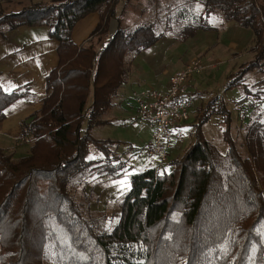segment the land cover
Returning <instances> with one entry per match:
<instances>
[{
  "label": "trees",
  "instance_id": "16d2710c",
  "mask_svg": "<svg viewBox=\"0 0 264 264\" xmlns=\"http://www.w3.org/2000/svg\"><path fill=\"white\" fill-rule=\"evenodd\" d=\"M201 1L203 11L189 15L179 40L213 29L220 12L254 33L248 51L255 57L227 76L226 90L244 84L248 72L263 73L264 0ZM2 11V34L21 25L47 26L59 41V62L46 76L41 107L21 123L17 143L27 153L14 159L0 144V264H264L262 115L245 126L242 152L232 110L221 98L209 100L195 114L193 142L171 159L170 171L132 173L120 217L111 230H101L84 215L71 182L90 170L118 178L129 167L117 154L88 158L90 144L104 152L119 145L96 138L94 129L109 123L105 116L127 82V55L149 50L163 33L155 21L133 22L128 0H50ZM178 11L174 18L182 20L184 10ZM91 12L100 14L91 37L97 40L77 45L74 27ZM245 90L238 103L262 99L264 91ZM28 95L25 87L6 92L0 78V126L7 108ZM213 114L226 125L224 152L204 133Z\"/></svg>",
  "mask_w": 264,
  "mask_h": 264
},
{
  "label": "rangeland",
  "instance_id": "374dc122",
  "mask_svg": "<svg viewBox=\"0 0 264 264\" xmlns=\"http://www.w3.org/2000/svg\"><path fill=\"white\" fill-rule=\"evenodd\" d=\"M128 3L131 6V11L133 10V12L135 13L134 15H137L139 9L143 7L141 4L135 2V0H128ZM148 5L150 4L147 3V6ZM0 9L1 11H4L1 5ZM178 12L179 11L176 8L172 9L170 11V17H166L165 12L162 13V11L156 10V12H154V14L151 16V19L159 25V30L163 33V35H166L165 39L161 42V44H159L160 46L159 48H157V52H164L166 51L164 49L168 48V52L166 53L167 56L165 58H159V53L155 54L154 57L143 56L142 58H140V56L137 57V55H127L125 66L129 69L127 77V82H129V85L127 87H124L126 86V82L121 87L117 97H115L114 99L115 104H121V106L124 107L123 109L125 110L123 112H116V116L114 118L116 119V121L110 124L102 125L99 127L101 130L94 131V136L96 138L119 141V145H107L108 147H106L104 152L96 148L93 142L90 144V153L88 155V158L105 160L107 154H109L110 157H112L113 154H117L122 161L124 160L127 162V167L129 166L127 168L128 171H139L145 169V167L147 166L158 165L160 163V160L157 156L150 155L148 152L147 146L152 139L153 126L151 125V123L142 121L139 118L136 93L142 92L147 89L157 88L154 85L156 83L155 81H158L157 79H161L160 81L163 84L167 83L169 80L171 82V79L179 71H182L184 69L175 66L176 63H184L188 60L190 61L192 58L197 57L201 59L203 64H205L203 57L199 56V52L195 51L194 53V51L188 44L190 42L185 41L183 43L181 40H179L178 31L183 26L185 19L172 20L171 18ZM91 40L93 42H96V36ZM248 52L249 53H243L239 57H236V55L232 54L231 57L228 58V60L232 59L231 62L234 61V63L232 62L233 65L231 66V68L229 67V65L226 66V64L224 63L225 61H218L217 69H213V72L211 73V77L213 79L211 87L199 83L193 84L191 89L193 91V100L196 108L199 106L203 107L209 100L217 97L219 99H223L229 109L235 111L234 119L238 130L234 129V123H232V131L234 137L237 140L239 149L242 152L245 151V148L243 146V135L246 123H242L239 121V118L241 116L240 111H243L245 109L244 111L247 112V106L250 102L247 101L241 104L237 103V100L232 97L235 94V91L226 90L225 83L227 82V76L229 74L234 73L243 65H245V63L251 61L255 57V52ZM220 54L222 53L217 52V55H219V57ZM146 58L150 61H147ZM147 64H150L151 68L148 67ZM168 66H170V68H168ZM164 67L168 69V72H165L166 70ZM142 68L145 69V72L142 70ZM205 72L206 70L201 74V76H206V78L209 77L210 79L209 72ZM250 73L252 72H248L245 75L244 82L246 81V79L248 80V76H251ZM144 77H147V79L150 80V85L141 87L142 85L139 84L140 79ZM263 86L264 85H261L260 87ZM161 87L162 86L158 88ZM260 103H262V101ZM261 109L262 108H260V105H256L252 117H256L257 113H259ZM195 114L196 112L192 113V115ZM262 117L264 118L263 115ZM225 127L226 125L222 122V116L217 114H213L210 117L208 123L203 126L205 136L209 140L214 142L223 152L226 150V143L222 138V132ZM193 140L194 137L191 133L190 135L186 136V139L182 142V144L175 148L176 150L174 149L175 151L170 150L169 161L162 165H158L160 166L158 167V171H170V169L172 168L170 164L171 159H179L184 154L185 150L189 147V143ZM6 151L7 154L16 159L26 154L27 148L19 146L16 142L13 145L8 146V149ZM127 170L125 171V173L127 172ZM84 173H79L73 177L71 182V185L73 186H71L73 195L82 204L84 215L87 218L94 220L99 225V228L101 230L109 231L113 228L115 221L121 215L120 203L123 199L125 191L130 186V176H128L127 173H124L122 176L116 178L107 175H101L99 172L91 170L88 174L87 172L85 174ZM85 181L87 182L84 184ZM74 183L77 185H75Z\"/></svg>",
  "mask_w": 264,
  "mask_h": 264
},
{
  "label": "crops",
  "instance_id": "0c3cea01",
  "mask_svg": "<svg viewBox=\"0 0 264 264\" xmlns=\"http://www.w3.org/2000/svg\"><path fill=\"white\" fill-rule=\"evenodd\" d=\"M40 1L48 2L50 0H0V5L5 12H12L20 10L21 8L31 4L32 2ZM123 1L126 0H122V2ZM149 1L153 3L155 7H153L154 5H149L148 7L147 3H149ZM135 2L143 6L139 9L137 15L134 16L132 15L135 13L130 9V14L128 16L132 18L133 22L136 21L135 23H140L148 20L154 21L151 19V14L153 13L151 12L150 6L151 8L162 11V13L165 12L166 17H170V11L172 9H182L184 10V13L182 14V20L188 19L189 15H199L203 11L204 7V4L201 0H135ZM129 7L131 6L129 5ZM171 18L172 20L175 19L174 16ZM185 20L184 24L187 23L185 22ZM99 22V12H91L87 14L84 18L79 20L74 27L72 33L73 41L77 45H81L90 41L92 37V31L97 27ZM211 24L214 27L213 29L198 30L194 36L185 40L186 42H190L188 44L190 45L194 53L195 51L199 52V56H202L205 62V64L202 63L204 66L202 71L194 75L192 79L187 83L188 86L186 85L187 92H189L190 96L192 94V113H197L198 108H200V106L196 108L193 100L194 95L192 93L193 91L191 90L193 84L201 83L202 85L211 87L213 80L211 77V73L213 72V69H217L218 61H225L224 63L226 64V66L229 65V67L231 68V66L233 65L232 62L234 63V61L231 62L232 59L228 60V58H230L232 54L236 55V57H239L243 53H249L248 47L252 44L254 38L252 29L245 28L233 20L225 21L220 12L214 14ZM110 26L111 30L113 31L117 26V21L112 20ZM165 37L166 35L164 34L160 41H158L149 50L138 54L137 57H154L155 54L159 53V58H165L167 56L166 53L168 52V48L164 49L166 51H162L163 53L157 52V48H159L160 46L159 44H161ZM185 41L182 42L184 43ZM58 45L59 41L49 36V30L47 26L21 25L14 29L8 30L6 34H2L0 32L1 84L6 92H12L19 87H25L30 93V95L18 99L7 108V117L2 121L0 126V144L2 146L8 148V146L16 143L21 137L22 121L28 119L37 109L41 107V99L45 96L47 88L46 76L52 71V69H54L58 65L59 62V55L57 50ZM217 52L222 53L220 54V57L219 55H217ZM238 53L241 54L239 55ZM147 61L150 60L147 59ZM188 61L184 63H176L175 66L183 69L187 65ZM147 65L151 68L150 64ZM168 68H170V66H168ZM142 70L145 72V69L142 68ZM165 70V72H168L167 68H165ZM203 70H206L205 73L209 72L210 79L209 77L206 78V76H201V74L204 72ZM250 74L251 76H248V80L246 79L244 84L229 89L231 91H235V94L232 97L237 100V103L239 100H242L245 97V85L253 91L260 89L264 90V86L260 87L261 85H264V72L260 74L252 72ZM157 80L158 81H155L156 83L154 84L157 88L154 89L166 90L168 88L170 80L165 84L160 81L161 79ZM149 81L150 80L147 79V77H144L140 79L139 84L142 85L141 87L150 85ZM127 83L124 87H127L129 85V82ZM160 86L162 87L158 88ZM247 101L250 102L247 106L248 111H244L245 109L243 111H240L241 116L239 118V121L242 123H246V125L252 118V114L254 112V108H256V105H260V108H262L261 111L257 113V116H264V93L262 95V100H259L260 102L262 101V103H260L259 101L254 103V101H252V99L250 98L245 100L244 102ZM241 103L243 102H240L239 104ZM123 108L124 107H122L121 104L113 105L111 111L105 116V120L109 122L108 124L116 121V119H114L116 116V112H123L125 110ZM234 112L235 111L232 110L234 129L238 130L235 124ZM192 116L194 120L195 115ZM95 130L101 129L97 127L94 129V131ZM192 130L193 128L190 129V134L192 133ZM192 142L193 141H191L189 144H191ZM177 147L178 146L174 147L172 150ZM156 166L157 165H151L147 167ZM139 171L127 170L126 173L128 174V176H130L132 173H136Z\"/></svg>",
  "mask_w": 264,
  "mask_h": 264
},
{
  "label": "built area",
  "instance_id": "2783aa9c",
  "mask_svg": "<svg viewBox=\"0 0 264 264\" xmlns=\"http://www.w3.org/2000/svg\"><path fill=\"white\" fill-rule=\"evenodd\" d=\"M200 58H192L172 79L166 90L147 89L136 93L139 118L153 126L147 149L162 165L169 161L170 150L179 146L190 134L194 123L192 98L187 83L203 69ZM191 124V125H190ZM155 169L158 171V167Z\"/></svg>",
  "mask_w": 264,
  "mask_h": 264
}]
</instances>
